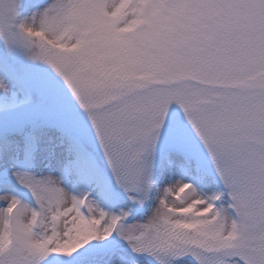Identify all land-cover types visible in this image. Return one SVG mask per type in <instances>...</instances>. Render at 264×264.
<instances>
[{"label":"snow or ice","instance_id":"obj_1","mask_svg":"<svg viewBox=\"0 0 264 264\" xmlns=\"http://www.w3.org/2000/svg\"><path fill=\"white\" fill-rule=\"evenodd\" d=\"M0 264H264V0H0Z\"/></svg>","mask_w":264,"mask_h":264}]
</instances>
